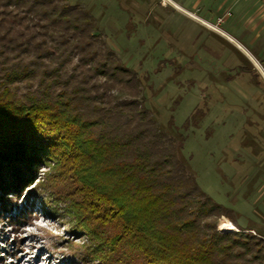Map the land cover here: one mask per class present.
<instances>
[{"label": "trees", "instance_id": "obj_1", "mask_svg": "<svg viewBox=\"0 0 264 264\" xmlns=\"http://www.w3.org/2000/svg\"><path fill=\"white\" fill-rule=\"evenodd\" d=\"M96 31L77 5L0 0V222L15 231L32 224L34 197L49 193L40 209L85 235L92 264H264V232L240 226L201 189L182 147L164 146L144 102H106L123 85L140 92L143 79L111 53L101 58ZM225 97L223 87H209L184 127H198ZM253 101L233 150L224 151L239 180L256 164L234 155L238 148L257 159L255 179L264 174V88ZM224 216L239 231H220Z\"/></svg>", "mask_w": 264, "mask_h": 264}, {"label": "rangeland", "instance_id": "obj_2", "mask_svg": "<svg viewBox=\"0 0 264 264\" xmlns=\"http://www.w3.org/2000/svg\"><path fill=\"white\" fill-rule=\"evenodd\" d=\"M173 1L264 60V0ZM61 3L77 5L95 18L94 43L101 58L111 53L113 59L143 79L140 92L123 85L108 91L106 102L143 101L162 134L164 146L182 147V156L201 189L232 210L240 226L264 232V174L255 179L260 169L257 159L242 148L233 152L257 165L244 180H239L235 177L237 170L224 158L225 149L230 148L231 153L247 121L246 110L255 106L254 95L264 88V78L253 64L229 41L225 39L237 50L164 0H61ZM76 63L75 59L69 69ZM234 66L236 70L231 72ZM239 66L249 69L243 71ZM231 76L233 79L227 81ZM96 82L101 85L103 79ZM216 86L225 89V101L213 105L198 127L190 123L185 128V121L207 98L209 87ZM25 91L23 85L21 94ZM228 94L235 103L227 100ZM232 104H237V108ZM235 182L240 186L235 188ZM47 196L49 193L34 197L37 217L32 224H21L15 231L5 221L0 222V264H92L86 255L85 235L71 233L70 224L60 215L53 218L40 209ZM32 201L33 198L29 205ZM26 204L22 198L19 208L27 207ZM223 218L226 217L218 220V229L231 232L220 229Z\"/></svg>", "mask_w": 264, "mask_h": 264}, {"label": "water", "instance_id": "obj_3", "mask_svg": "<svg viewBox=\"0 0 264 264\" xmlns=\"http://www.w3.org/2000/svg\"><path fill=\"white\" fill-rule=\"evenodd\" d=\"M164 1L167 4H169L171 7H173L174 9H176L177 11H179L182 14L186 15L187 17L195 20L196 22L202 24L203 26L207 27L208 29L212 30L213 32L217 33L218 35H220L221 37H223L224 39H226L227 41H229L232 45H234L240 52H242L247 57V59L253 64V66L258 70V72L260 73V75L264 78V70L261 67V65L259 64V62L236 39H234L232 36H230L229 34H227L226 32H224L223 30H221V29H219V28H217V27H215V26L207 23L206 21H204L203 19L199 18L195 14L187 11L183 7H181L178 4H176L173 0H164ZM237 231H239V230H237Z\"/></svg>", "mask_w": 264, "mask_h": 264}, {"label": "bare ground", "instance_id": "obj_4", "mask_svg": "<svg viewBox=\"0 0 264 264\" xmlns=\"http://www.w3.org/2000/svg\"><path fill=\"white\" fill-rule=\"evenodd\" d=\"M220 229L223 231H237L238 228L233 225V223L227 219L223 218V220L220 223Z\"/></svg>", "mask_w": 264, "mask_h": 264}, {"label": "crops", "instance_id": "obj_5", "mask_svg": "<svg viewBox=\"0 0 264 264\" xmlns=\"http://www.w3.org/2000/svg\"><path fill=\"white\" fill-rule=\"evenodd\" d=\"M185 9V8H184ZM190 12V11H189Z\"/></svg>", "mask_w": 264, "mask_h": 264}]
</instances>
